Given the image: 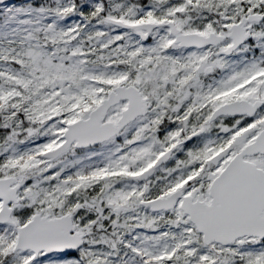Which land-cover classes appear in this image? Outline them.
Segmentation results:
<instances>
[{
	"label": "snow or ice",
	"instance_id": "snow-or-ice-1",
	"mask_svg": "<svg viewBox=\"0 0 264 264\" xmlns=\"http://www.w3.org/2000/svg\"><path fill=\"white\" fill-rule=\"evenodd\" d=\"M0 264H264V0H0Z\"/></svg>",
	"mask_w": 264,
	"mask_h": 264
}]
</instances>
